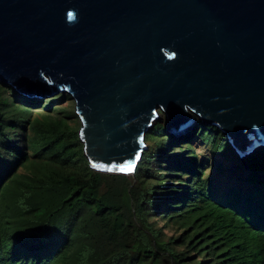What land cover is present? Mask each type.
<instances>
[{
    "label": "water",
    "instance_id": "95a60500",
    "mask_svg": "<svg viewBox=\"0 0 264 264\" xmlns=\"http://www.w3.org/2000/svg\"><path fill=\"white\" fill-rule=\"evenodd\" d=\"M0 84L72 97L98 171L133 175L160 112L242 159L264 149V0H0Z\"/></svg>",
    "mask_w": 264,
    "mask_h": 264
},
{
    "label": "trees",
    "instance_id": "16d2710c",
    "mask_svg": "<svg viewBox=\"0 0 264 264\" xmlns=\"http://www.w3.org/2000/svg\"><path fill=\"white\" fill-rule=\"evenodd\" d=\"M63 119L0 103V264H264V203L240 191L216 202L190 142L177 146L158 123L134 175L102 173ZM200 125L205 143L232 150ZM246 164L256 193L264 149Z\"/></svg>",
    "mask_w": 264,
    "mask_h": 264
},
{
    "label": "rangeland",
    "instance_id": "374dc122",
    "mask_svg": "<svg viewBox=\"0 0 264 264\" xmlns=\"http://www.w3.org/2000/svg\"><path fill=\"white\" fill-rule=\"evenodd\" d=\"M1 86H4L6 92L4 90H0V103H7L9 101V97H13L15 98L17 105L27 104L29 106L32 112V120L35 118H44V116L47 115H51L53 118L62 116L64 118L63 122L65 125H68L70 132H79L81 122L75 113L76 103L69 95L63 96L62 94H59L43 101L41 98L29 97L23 93L14 91L10 86ZM48 92L50 91H45V93ZM59 96L67 97L68 99L61 101V97ZM48 103H52L50 110H48ZM158 122L160 125H163L164 127L166 126V117L164 113L160 112ZM200 122L201 119L196 116V125L195 127H192V130L189 133L182 134L178 137L173 136V138L175 141H180L177 146H181V144L183 145L188 142L192 144L196 151L198 162L200 163L202 161L206 165L204 175L214 185L215 201L221 202L224 198H230L234 191H240L245 195L250 194L249 196H253L257 200H260L261 203H264V195H261V190L264 191V186H261L255 193V184L249 183L247 180V176L251 173V170L248 169V165L246 164V159L249 156L241 159L233 148L232 150L225 149L221 152L216 151L210 143H205L202 138L198 137L201 127ZM210 128L216 129L214 127ZM197 129L198 132L195 134ZM152 132L154 131H151L150 133ZM26 133L28 136L33 135V132L29 129V127L26 128ZM215 133L216 132H214V134ZM224 138L226 139L225 136ZM209 139L214 141L213 136ZM221 139L222 138H219L217 140L220 144L223 142ZM146 143L148 146L150 145V142H148L147 139ZM18 173L29 174V171L23 166L18 169ZM257 173L261 174L260 171ZM174 231L175 230L172 225L168 226L166 229V232L169 235H175Z\"/></svg>",
    "mask_w": 264,
    "mask_h": 264
},
{
    "label": "clouds",
    "instance_id": "9594fccd",
    "mask_svg": "<svg viewBox=\"0 0 264 264\" xmlns=\"http://www.w3.org/2000/svg\"><path fill=\"white\" fill-rule=\"evenodd\" d=\"M147 144V143H146ZM91 167V166H90ZM92 168V167H91ZM92 169H94V168H92ZM95 170V169H94ZM96 171H98V170H96ZM99 172H102V171H99ZM135 172V171H134ZM102 173H107V172H102ZM109 174H121V175H127V176H130V175H132V174H129V173H109ZM134 175V174H133Z\"/></svg>",
    "mask_w": 264,
    "mask_h": 264
},
{
    "label": "bare ground",
    "instance_id": "6f19581e",
    "mask_svg": "<svg viewBox=\"0 0 264 264\" xmlns=\"http://www.w3.org/2000/svg\"><path fill=\"white\" fill-rule=\"evenodd\" d=\"M192 130V128H189L184 134L189 133ZM261 194L264 195V191H261Z\"/></svg>",
    "mask_w": 264,
    "mask_h": 264
},
{
    "label": "snow or ice",
    "instance_id": "6c2138e0",
    "mask_svg": "<svg viewBox=\"0 0 264 264\" xmlns=\"http://www.w3.org/2000/svg\"><path fill=\"white\" fill-rule=\"evenodd\" d=\"M109 170H111V169H109ZM124 170H125V169H123V168L121 169V171H124ZM128 170H130V168H129Z\"/></svg>",
    "mask_w": 264,
    "mask_h": 264
}]
</instances>
